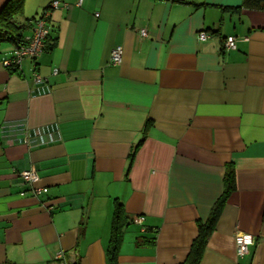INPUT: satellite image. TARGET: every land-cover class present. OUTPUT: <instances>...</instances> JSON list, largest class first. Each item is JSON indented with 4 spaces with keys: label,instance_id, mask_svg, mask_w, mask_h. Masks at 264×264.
Segmentation results:
<instances>
[{
    "label": "crops",
    "instance_id": "crops-1",
    "mask_svg": "<svg viewBox=\"0 0 264 264\" xmlns=\"http://www.w3.org/2000/svg\"><path fill=\"white\" fill-rule=\"evenodd\" d=\"M50 1L24 0L23 35ZM60 1L68 6L52 9L35 60L5 68L14 44L0 39V264H56L58 250L75 264H109L117 201L127 217L117 264H179L229 166L234 186L198 264H264V10L242 0ZM229 35L236 49L223 48ZM30 167L47 193L34 196L20 177ZM237 231L255 237L242 258Z\"/></svg>",
    "mask_w": 264,
    "mask_h": 264
},
{
    "label": "built area",
    "instance_id": "built-area-1",
    "mask_svg": "<svg viewBox=\"0 0 264 264\" xmlns=\"http://www.w3.org/2000/svg\"><path fill=\"white\" fill-rule=\"evenodd\" d=\"M82 0H78L80 4ZM67 3L61 2L60 0H51L46 8H44L38 18H35L32 23V32L28 35H24L22 43L14 45L12 55L8 58L3 59L2 64L5 68H19L22 61L25 58L35 60L46 48L47 37L51 31L50 17L53 8L67 7ZM98 13H96L97 15ZM142 37H147L148 32L146 28H141L139 31ZM198 37L201 40H206L210 37V33L201 30L198 32ZM236 37L233 35L226 36L223 40L224 49H236ZM122 46L117 45L111 49L110 62L112 64H118L122 59ZM53 73H57V69H53ZM34 81H43L45 78L37 72L33 75ZM20 177L25 184L29 187L31 193L34 196H40L41 194L47 193L48 188L43 186H37L36 182L39 180V175L35 167L23 169L19 172ZM144 216L137 215L133 217L132 222L142 226V230H145L143 226ZM236 255L239 258L244 257L249 253V247L254 244V235L246 232L237 231L234 235ZM56 264H75L76 259H71L67 256L64 250H58L54 255Z\"/></svg>",
    "mask_w": 264,
    "mask_h": 264
},
{
    "label": "trees",
    "instance_id": "trees-1",
    "mask_svg": "<svg viewBox=\"0 0 264 264\" xmlns=\"http://www.w3.org/2000/svg\"><path fill=\"white\" fill-rule=\"evenodd\" d=\"M23 3L24 0H7L6 4L0 11V39L8 40L14 45L22 43L24 39V35L21 33V30L24 28V25H20L15 18L16 15L22 12ZM242 6L247 9L264 10V0H242ZM236 9L238 8L235 7L234 10ZM49 36L47 37V42ZM233 186L234 170L231 166H229L224 175L223 192L221 196L212 206L210 214L206 218V220L203 223L198 224V233L191 244L190 250L185 260L179 264L199 263L205 248L206 241L209 235L211 234V231L213 230L217 218L219 216L222 204L228 193L233 189ZM125 224H127V217L123 211L122 204L117 201L113 211L110 239L107 247V257L109 264H117V249L121 240L122 230Z\"/></svg>",
    "mask_w": 264,
    "mask_h": 264
},
{
    "label": "rangeland",
    "instance_id": "rangeland-1",
    "mask_svg": "<svg viewBox=\"0 0 264 264\" xmlns=\"http://www.w3.org/2000/svg\"><path fill=\"white\" fill-rule=\"evenodd\" d=\"M43 10V9H42ZM42 10H39V12L36 14V18H38L42 12Z\"/></svg>",
    "mask_w": 264,
    "mask_h": 264
}]
</instances>
